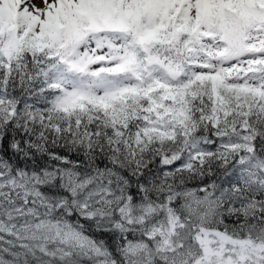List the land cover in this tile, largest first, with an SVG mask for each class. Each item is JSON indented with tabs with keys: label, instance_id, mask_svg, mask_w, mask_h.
<instances>
[{
	"label": "snow or ice",
	"instance_id": "6c2138e0",
	"mask_svg": "<svg viewBox=\"0 0 264 264\" xmlns=\"http://www.w3.org/2000/svg\"><path fill=\"white\" fill-rule=\"evenodd\" d=\"M0 264H264V0H0Z\"/></svg>",
	"mask_w": 264,
	"mask_h": 264
}]
</instances>
